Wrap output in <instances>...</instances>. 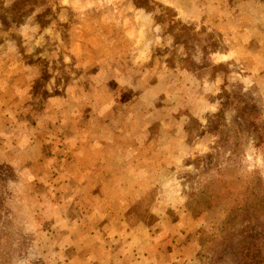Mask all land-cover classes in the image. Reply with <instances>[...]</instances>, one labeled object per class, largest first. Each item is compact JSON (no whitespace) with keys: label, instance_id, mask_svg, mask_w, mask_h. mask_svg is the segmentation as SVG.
I'll return each mask as SVG.
<instances>
[{"label":"rangeland","instance_id":"1","mask_svg":"<svg viewBox=\"0 0 264 264\" xmlns=\"http://www.w3.org/2000/svg\"><path fill=\"white\" fill-rule=\"evenodd\" d=\"M256 126L264 0H0V264H242Z\"/></svg>","mask_w":264,"mask_h":264},{"label":"trees","instance_id":"2","mask_svg":"<svg viewBox=\"0 0 264 264\" xmlns=\"http://www.w3.org/2000/svg\"><path fill=\"white\" fill-rule=\"evenodd\" d=\"M255 116V117H254ZM252 114H249V112H246L243 110L242 112V118L244 121H246L249 125H254L255 123L254 119H257V116ZM259 119V117H258ZM255 131H259L257 134V141L260 143H264V128L258 129L256 126ZM251 185L246 186V190L241 193L240 198L235 201L234 203L230 204L233 205V208L237 210L240 214H243L244 216L249 218V208L251 206V203L257 201V193L254 192V186L253 188H250ZM262 186L258 187V190L260 191ZM250 219V218H249ZM264 233V231H263ZM231 238L234 239L235 233H230ZM251 239L255 240L256 242H253L252 240L247 242V245L245 243H242L241 247L243 249H246V254H243V261L242 264H256V261H264V243L262 242L261 237H250Z\"/></svg>","mask_w":264,"mask_h":264}]
</instances>
